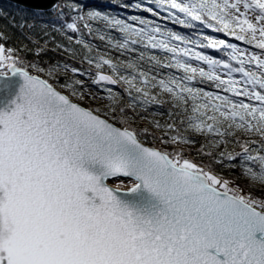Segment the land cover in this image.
I'll return each mask as SVG.
<instances>
[{
	"label": "snow or ice",
	"instance_id": "obj_1",
	"mask_svg": "<svg viewBox=\"0 0 264 264\" xmlns=\"http://www.w3.org/2000/svg\"><path fill=\"white\" fill-rule=\"evenodd\" d=\"M152 2L175 24L194 28L199 22L260 51L211 36L204 37L206 43L189 40L137 16L130 19L143 27L89 11L88 20L123 35L121 40L97 30L99 39L121 54L137 52L136 45L171 54L163 63L140 51L136 60L121 62L123 70L100 56L87 92L82 79L61 83L81 98H97L91 86L106 91L111 105L91 109L39 74L56 81L58 65L28 64L0 43V76L18 73L24 80L20 103L10 114L0 112V264H264V0ZM134 7L159 15L140 3ZM77 20L85 17H75L66 29L79 32ZM84 27L92 32L89 23ZM77 43L91 50L83 40ZM196 47L231 51L221 60ZM142 60L153 67L143 70ZM154 68L183 74L152 75ZM217 69H226L227 78ZM71 72L85 75L78 67ZM194 81H212L219 91ZM108 85H122L131 101L120 104ZM163 94L178 110L169 112L172 119L164 124L152 121L164 134L132 128L129 120L138 116L137 109L163 103L158 100ZM189 131L208 141L196 151L207 163H197L181 147L197 143L185 134ZM238 131L259 139L241 142ZM230 143L242 151L229 152ZM225 162L241 169L251 191L217 173L214 165Z\"/></svg>",
	"mask_w": 264,
	"mask_h": 264
},
{
	"label": "trees",
	"instance_id": "obj_2",
	"mask_svg": "<svg viewBox=\"0 0 264 264\" xmlns=\"http://www.w3.org/2000/svg\"><path fill=\"white\" fill-rule=\"evenodd\" d=\"M129 1L130 0H61L60 3L57 4L59 6L58 10L56 9L57 7L55 8L56 5L46 10H37L23 7L7 0H0V43H3L6 48H12L14 54L22 61L28 64L35 63L45 68L51 67L52 65H60L65 62L82 66L86 64L87 59H85V57L94 60L97 56H104V58L111 59L115 63L116 58L114 57L117 55L115 50L108 49L105 45L100 43L99 40L94 38L92 32L90 33L89 30L84 27L85 22H90L86 20H77L80 29L77 33L67 30L66 24L71 23L75 17L84 16L85 11H99L109 17L123 19L125 16L122 7L128 4ZM194 23L196 25L194 28H185L182 25L172 22L167 25L172 31L187 37L189 40L197 42L206 43V41H204L205 36H214L230 43H241L234 37L226 36L222 32L218 33L212 29L205 28L203 25L199 24V22ZM95 25L97 28H103L100 23ZM110 31L113 32L118 39H123V35L115 29H110ZM69 36L72 37L71 40H69ZM77 40H83L84 43L90 46L91 50L85 48L84 44L77 43ZM135 47L138 49L139 53L140 51H147L149 55L160 57L163 63L168 62L165 53H162L159 49L145 50L140 45H136ZM196 48L207 55L213 56L215 59L221 60H228L227 53L231 51L230 49L216 50ZM38 50H41L39 55L36 54ZM127 57L130 59L129 56ZM229 62L233 67H239L235 61ZM140 67L143 70H147L153 67V62L142 60L140 61ZM106 68L107 66H105V69ZM171 70L172 68H154L151 74L156 75L159 73L160 76H164L167 71ZM234 75L238 78L241 76L239 73H234ZM58 80L63 81L64 79L58 77ZM198 80L199 79H197V81ZM197 81H194L193 84L201 85ZM205 86H207L208 89L212 88L215 91H219L212 85L208 86V84H206ZM155 91L156 90H153L154 94ZM126 95L129 97L127 93ZM158 100L163 103L150 105L148 109L158 115V117L162 119V122L170 121L172 117L169 116V112L175 114L178 111L174 107L171 97L163 94L158 97ZM183 115L184 114H181V116ZM179 118L180 117H177V119ZM130 125L134 129L145 127L143 123L140 124V127H136L133 124ZM236 137H238L241 142L247 139H259L257 136H250L243 132H237ZM229 139L234 138L229 137ZM149 143L153 146L151 142ZM202 145L203 144L194 149H185L186 154H189V158L195 159L197 163H200L202 160L204 163L208 162L207 157H199L196 155L197 149ZM156 146L159 145L157 144ZM252 147H258V145H252ZM227 150L229 152L242 151L235 143H230V148H227ZM214 168L219 175L223 176L225 179L234 181L236 185L242 188L245 187L243 183H250L245 182V178L241 176V169L239 167L232 168L225 162L223 166L214 165Z\"/></svg>",
	"mask_w": 264,
	"mask_h": 264
},
{
	"label": "rangeland",
	"instance_id": "obj_3",
	"mask_svg": "<svg viewBox=\"0 0 264 264\" xmlns=\"http://www.w3.org/2000/svg\"><path fill=\"white\" fill-rule=\"evenodd\" d=\"M60 3V1H59ZM137 3H140L142 5V8H148V7H151L153 8V11L155 12H158L159 15H152L151 13H148L146 11H143L142 9H137L134 7L135 4ZM126 5H128V7H126ZM124 5L122 8L123 11V14H124V18L123 20H127L129 23H133L134 26L136 28H140V27H143V25L139 24L138 21L134 22L132 21L130 18L132 16H137V17H141L145 20H149V21H152L153 22V25H158L160 26V28L162 30H171V28L167 25L168 23H171L172 20L171 19H165L164 17H166L168 15V12L167 11H164L162 10V8H158L156 6L155 3L152 2V0H130L128 4ZM58 8L59 6H55V8ZM164 8L167 7V4H165L163 6ZM56 8V9H57ZM59 9V8H58ZM87 10H94V9H87ZM243 10V9H242ZM172 11H175V10H172ZM87 11H85V20L90 22L89 24L92 26V34L94 36V38H96L97 40L100 41V43H102L103 45H105L108 49L110 48L115 50L116 52V61L115 63L120 65L121 66V69L123 70V66L121 64V62H125V61H129V60H136L138 57H139V52H125L123 54H121L120 51H117L116 49L110 47L107 43V40L105 41H101L99 39V35L97 34V30H99V32L101 34H105L106 36L108 35H111L115 38H117L113 32L110 31V29L112 28H108L105 26V23L102 22V21H99V20H88L87 19ZM177 15H180L181 18H183V14L182 13H177ZM251 13H249V16L251 17ZM97 23H100L102 24V29L100 28H97L95 24ZM173 23V22H172ZM214 23V22H213ZM213 38H216V39H219L217 37H214V36H211ZM118 39V38H117ZM241 43H235L241 50L243 49H247L249 52H253V51H256V52H259L260 50L258 49H255L253 46L251 45H248V44H245L243 41H239ZM173 43H177L176 41H173ZM184 45H181V47H183ZM189 47H193V45H188ZM197 51H199L197 48L195 49ZM164 53V52H162ZM166 55V58H168L171 54L169 53H165ZM130 59H128V57ZM98 57L100 56H97L96 59L93 60V64L89 65L86 61V64H83L82 66L81 65H74L73 63H68V62H65L63 64H60L58 65V68H57V71L53 73V76L55 77H62L64 80L63 81H54L52 78L48 77L46 74L44 73H39L42 78H47L49 79V82L50 83H53L54 84V87H56L57 89L63 91L65 94L69 95L72 99H74L75 101L85 105L86 107L88 108H91V109H105V108H108L112 101H110L107 96V92L104 91V90H100L98 89L96 86H91V90L96 92L97 93V98L96 99H89L88 97H84V98H81L79 95H72L71 92L66 89V88H63L61 87V83H64L65 80L67 79L69 82L75 80V79H82L84 80L85 82V89L84 91L87 92L89 90V87L90 86V81H91V78H92V75L96 72V68H95V63L96 61L98 60ZM193 65L195 66L196 62H192ZM64 65H67V70L64 68ZM41 66V65H39ZM205 68H207L206 65H201ZM43 67V66H41ZM72 67H78L80 68L82 71L85 72V75L84 76H77V75H74L72 72H71V68ZM31 71V73L33 75H36L38 74L37 73V70L34 69V68H30L29 69ZM104 70V69H102ZM217 72L218 74L224 76V78L226 79L227 76H226V70L225 69H217ZM131 73V70H127L126 74H130ZM173 74V75H176V76H180L182 75L183 73L177 69H172L171 71H167L164 76H167L168 74ZM105 74H109L111 75V71H105ZM237 79H240L238 77H236ZM197 79H199V77H197ZM201 85H195L196 87H202L204 88L206 91H215L213 90L212 88L211 89H208L207 86H205L206 84L209 85H212L214 86V82L212 81H206L204 83H200ZM106 87H111L113 89V91L115 93H118L119 94V103L120 104H128L130 101H131V97H127L126 93L123 91V86L122 85H108ZM215 88V87H214ZM221 95H225L226 93H222L220 92ZM133 95H135V92H133ZM230 95V94H229ZM165 96H169L168 94H165ZM138 111V116L134 119V120H129V124H133L135 125L136 127H140V124L143 123L145 124V127H148L152 132H155L156 134L158 135H163L164 134V130H161V129H156L153 127L152 125V121H159L161 124H164V122H162L161 118L158 117V115H156L152 110L150 109H147L146 111L143 109V108H138L137 109ZM144 112V113H142ZM129 115H131V113L129 112ZM143 117V118H141ZM240 132V131H238ZM186 135L190 136L192 139L196 140L197 143H195L194 145H181V147H183L184 149H194L196 148L197 146L201 145V144H206L208 141L205 140V137L201 136V135H198V134H195L191 131L185 133ZM209 139H213V138H209ZM147 144L151 145L149 142H147ZM227 148H230V144L227 146ZM166 150H171V149H166ZM245 182H249L247 179H245ZM245 185V187H243L244 191L245 192H249L251 191V188L249 187V183H243ZM248 188V189H247ZM249 190V191H248ZM253 195H255L257 198H260L259 197V193H256V192H253Z\"/></svg>",
	"mask_w": 264,
	"mask_h": 264
},
{
	"label": "water",
	"instance_id": "obj_4",
	"mask_svg": "<svg viewBox=\"0 0 264 264\" xmlns=\"http://www.w3.org/2000/svg\"><path fill=\"white\" fill-rule=\"evenodd\" d=\"M7 1L31 9L46 10L51 8L59 0H7ZM23 85H24V80L18 73L15 75L9 74L5 76H0V112L10 114L15 109L16 104L20 103V99H19L20 89L23 87ZM61 93L65 94L63 91H61ZM70 99L72 98L70 97ZM72 101L75 103H79L74 99H72ZM79 104L83 107H86L81 103ZM146 146H151V145L146 144ZM109 186L117 187L118 185L114 182H109ZM127 187H130V184L124 185V188Z\"/></svg>",
	"mask_w": 264,
	"mask_h": 264
}]
</instances>
